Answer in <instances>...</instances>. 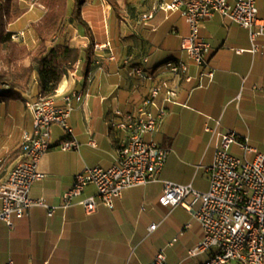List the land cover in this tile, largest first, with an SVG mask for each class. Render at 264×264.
<instances>
[{"label":"crops","instance_id":"crops-1","mask_svg":"<svg viewBox=\"0 0 264 264\" xmlns=\"http://www.w3.org/2000/svg\"><path fill=\"white\" fill-rule=\"evenodd\" d=\"M156 1L85 0L80 10L83 23L65 20L52 36L49 44L63 43L81 53L54 92L59 106H65L66 94L83 95L82 101H72L68 121L79 147L59 148L58 143L70 137L53 125L52 146L39 162L44 178L30 194L50 206L59 205L75 175L86 168L112 165L128 139L125 130L112 126L122 118L118 112L136 114L151 88L166 84L175 88L176 97L167 103L158 97L157 105H163L167 114L158 130L146 136L169 151L157 181L125 190L112 208L97 202L95 210L87 213L75 204L48 216L46 209L34 206L15 220L13 229L0 220V264H150L159 251L167 264L207 260V253L189 256L202 237L199 224L184 207L162 206L158 199L163 181L208 189L207 168L218 133L235 131L240 141L264 153V36L251 41L246 29L219 14L204 19L199 38L210 49L205 63L198 66L180 49L189 27L179 10L158 9L148 22H137ZM15 2L22 13L6 28L18 35L12 41L24 50L18 64L28 66L27 53L40 42L32 25L41 20L46 8L37 0ZM258 11L264 19V11L259 7ZM87 49L91 59L86 72ZM179 61L188 63L189 80L167 70L170 63ZM136 67L143 76L130 74ZM8 89L0 85V183L21 160L23 133L32 129L26 103L39 95L36 72L21 89V99L6 100L2 95ZM230 151L253 158L239 144ZM95 194L93 185L83 191V196ZM153 224L157 226L150 231Z\"/></svg>","mask_w":264,"mask_h":264},{"label":"built area","instance_id":"built-area-1","mask_svg":"<svg viewBox=\"0 0 264 264\" xmlns=\"http://www.w3.org/2000/svg\"><path fill=\"white\" fill-rule=\"evenodd\" d=\"M158 9L181 12L189 33L182 38L180 49L198 66L205 63L210 49L209 44L199 38L200 23L204 19L219 14L246 29L251 41L264 36V19L259 15L256 0H157L150 10L139 15L137 22H148ZM17 38L18 35H12V39ZM94 47L100 48L99 45ZM255 49L253 45L252 51ZM167 70L190 79L187 62L170 63ZM130 74L143 76V71L136 67ZM212 75L213 71L207 73L209 78ZM158 97H162L164 103L170 102L176 97V90L166 84L152 87L136 114L118 112L122 118L112 126L125 130L128 139L120 146L116 161L108 167L86 168L75 175L72 186L55 206L48 205L44 199H33L31 189L44 178L39 162L52 146L53 125H58L70 137L59 142V148L64 151L78 149L68 121L73 110L72 101H82L83 95L78 92L64 95L65 106L57 104L54 93L38 95L35 101L27 102L32 129L23 133L21 160L0 183V220L13 229L15 220L26 216L34 206L46 209L48 216L56 209L75 204H80L87 213L95 210L97 202L112 208L114 200L125 190L157 181L169 154L153 139L146 138L158 130L167 114L163 105H157ZM218 138L213 160L207 168L208 189L200 191L191 184L163 181L158 202L162 206L184 207L199 224L202 237L189 250V256L207 253L208 258L203 264H231L234 261L264 264V153L246 141H240L235 131L218 133ZM233 144H239L253 158L232 154ZM88 185L95 187V195L83 196ZM188 197L191 200L187 203ZM156 226L150 225L149 230ZM150 264H167L163 252L159 251Z\"/></svg>","mask_w":264,"mask_h":264},{"label":"trees","instance_id":"trees-1","mask_svg":"<svg viewBox=\"0 0 264 264\" xmlns=\"http://www.w3.org/2000/svg\"><path fill=\"white\" fill-rule=\"evenodd\" d=\"M46 8L39 22L32 27L39 37L38 46L28 52L30 64H18L19 54L24 50L17 48L12 41V33L7 31V23L17 18L22 10L15 0H0V85L9 87L4 91L6 100L21 99V89H25L32 73L37 75L39 95L53 94L63 76L72 70L80 59V51L63 43L49 44L65 20L83 23L80 10L85 0H38ZM69 17V18H68ZM68 18V19H67ZM91 59L90 49L85 52L86 72Z\"/></svg>","mask_w":264,"mask_h":264},{"label":"rangeland","instance_id":"rangeland-1","mask_svg":"<svg viewBox=\"0 0 264 264\" xmlns=\"http://www.w3.org/2000/svg\"><path fill=\"white\" fill-rule=\"evenodd\" d=\"M38 1V0H37ZM39 2V1H38ZM40 3V2H39ZM41 4V3H40ZM257 6L264 11V0H257Z\"/></svg>","mask_w":264,"mask_h":264}]
</instances>
